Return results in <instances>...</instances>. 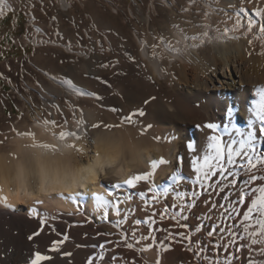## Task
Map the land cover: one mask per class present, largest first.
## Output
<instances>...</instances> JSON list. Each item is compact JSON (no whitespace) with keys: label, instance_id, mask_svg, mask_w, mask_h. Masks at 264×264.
<instances>
[{"label":"bare ground","instance_id":"bare-ground-1","mask_svg":"<svg viewBox=\"0 0 264 264\" xmlns=\"http://www.w3.org/2000/svg\"><path fill=\"white\" fill-rule=\"evenodd\" d=\"M77 1L82 4V1L87 0H59L58 5L62 11L68 12ZM155 1L151 0L152 6ZM164 1L172 12H177L176 3L173 5L169 0ZM196 4L188 5L184 11L190 30L172 27L170 38H164L158 43L157 53L151 51L146 41H141L142 59L150 65L154 77L159 76L165 82H172L170 92L174 94L176 101H165L166 99L159 96L146 99L148 101L144 102L148 108L138 111L135 115H126V109L119 111L118 118L123 122L121 131H91L89 121L94 117L81 110L74 113L76 116L72 123L66 122L63 127L60 123L53 126L46 124L47 120H37L35 125L25 126L20 128V131L15 128V135L10 139V150L8 146L6 150H9V153L5 151L0 154V264H28L30 255L36 250L53 256L52 261L44 264H86L90 255L95 256L100 251L99 248H93V245L105 244L107 257L118 255L115 250L118 247L117 241H131L133 227L136 228L137 237L148 235L149 232L155 237L153 241L134 244L136 249L149 244L155 245L147 251L137 250L140 256L137 253L139 259L134 261V264H157V260L159 264H163L164 246L161 240L166 238L169 232L172 233L171 225H177L172 219L173 214H181L182 205L187 207L190 204L192 192L199 191V195L200 192L208 195V192L212 191L205 190L199 184H188L186 181L182 185V179L177 186L172 179L174 169L179 168L181 176L184 172L188 177L195 179L191 161L196 159L198 164H203L204 155L213 153L209 146L213 135H218L222 146H225V159L226 143L232 140L231 137L237 131L246 139V133L255 130L258 150L264 151V140L259 133V128L264 126V121L260 119V116L264 115L260 108V89H264V32L259 30L260 25L264 24V0H222L221 5L207 3L201 19L195 18ZM12 5L8 1L2 3L0 16ZM237 6L240 7L239 10L236 9ZM257 10L261 15H257ZM248 20L254 22L251 31L247 29ZM235 21L240 22L239 28L235 27ZM150 23L149 17L146 24ZM225 28L230 29L227 35L224 34ZM35 29L37 33H43L41 29ZM205 33H209L212 38L205 37ZM184 35L200 36L201 39L186 41ZM37 39L33 42H38ZM165 42L178 52L165 51ZM56 43L54 41L51 46H56ZM42 46L44 44H39L37 48ZM63 49L68 54L73 53V49L67 46ZM162 56L168 58L170 72L165 70ZM132 85L130 78L123 79L118 87L121 97L129 91L138 90L139 93L140 86L138 88L135 85L137 89H127ZM149 90L155 92L152 87ZM138 97L141 98L134 93L127 94L133 112L137 111L141 104ZM139 112L144 115L140 116ZM127 117L131 119H126ZM250 122L252 127L249 126ZM209 123L216 124L217 129H208L206 125ZM61 131L74 132L80 139L66 137L61 140ZM189 144L193 145L198 155L189 151ZM5 145L0 142V150ZM177 152L186 153L184 168L180 165ZM175 157L177 164L170 165ZM160 159L167 163L158 164L150 180L137 182L136 189L127 187L124 183L127 179L152 171L151 162H158ZM238 159L237 164L242 163ZM218 179L219 175L205 183L213 184ZM113 184H121L123 187L116 190L111 188ZM254 186L259 189L264 187V183L257 181ZM150 187H154L160 194L157 201L152 199ZM165 189L168 190L167 196L162 195ZM109 191H112L113 196H109ZM139 191L145 192L147 204L139 199ZM245 191L246 198L251 199H247L245 205L239 206L241 215L235 221L218 217L215 213L219 212V209L213 210L209 206L204 209L208 213L211 211L212 216L209 219L207 214L208 219L204 221L203 231H207L211 222H214L213 228L220 225L226 230V241L228 226L232 224L237 236L230 248L233 264H243L244 258L248 257H251V264H264V255L260 254L261 245L253 246L249 240L240 239L241 236H247L240 227L243 224V214L251 207V200L260 196L259 191ZM180 192L185 193L183 199L178 198ZM97 195L109 201H113L114 196H118L121 201L125 196L132 197L119 205L122 216L128 215V219L119 228L112 227V223L121 218L115 215L112 208L108 209V219L101 220L103 208L97 211ZM220 195H215L218 197L217 201L227 203L220 199ZM5 202L10 207H5ZM33 208L37 209L38 214L31 212ZM165 208L167 214L161 220L160 216ZM193 208H188L192 215ZM151 213H155L151 216L152 223L135 225L136 219L148 220ZM192 215L188 216L187 221H182L188 227H179L180 229H190ZM255 215L254 213L253 216ZM41 219H45L43 225L40 223ZM86 223L89 225L86 226ZM256 230L258 231V226ZM36 232H40V235L29 240L28 237ZM103 233L111 235H102ZM64 236L68 237L67 241L63 240ZM214 238H217L215 234ZM54 241H62L59 244L60 252L47 253L45 246H50ZM175 241L179 246L182 245L180 238ZM121 247V250L118 249L120 254L127 258L136 256L133 250H127L122 245ZM66 252L72 253L71 257L62 256V253ZM172 258L174 264H182L181 247H177ZM93 264L101 262L94 260Z\"/></svg>","mask_w":264,"mask_h":264},{"label":"rangeland","instance_id":"rangeland-1","mask_svg":"<svg viewBox=\"0 0 264 264\" xmlns=\"http://www.w3.org/2000/svg\"><path fill=\"white\" fill-rule=\"evenodd\" d=\"M169 1L173 5L177 4V12H172L164 0H156L153 6L151 0H87L82 1V4L77 1L68 12L62 11L56 0H45L43 6L35 5L41 20L40 25L33 24V26L41 29L50 39L45 40L47 43L44 46L33 48L30 45L33 30L32 27H27L26 21L25 30L17 39L16 45L31 48L34 51L0 65V142L6 144L2 148L4 150L1 149L2 153L0 150V154L7 150V146L9 147L10 139L15 135V128L20 131V128L35 125L37 120L56 121L63 127L65 121L72 123L76 112L81 110L84 113L87 111L96 119L92 118L93 120L89 121L91 131L107 129L113 132L114 129L115 132L123 130V122L118 118L119 111L126 109L125 114L132 116L148 108L145 102L154 97L159 98V96L166 99L165 101H176V97L170 92L172 82H165L159 76L154 77L152 68L142 59L140 53L142 42L146 41L151 51L157 53L158 43L164 38H170L172 27L173 29L190 30L188 21H186L188 17L184 14L188 5L192 6V3H197L194 15L195 18L201 19L207 3L221 5L222 0ZM236 9L239 10L240 7L237 6ZM149 17L151 23L146 24ZM54 41L55 43L57 41V45L51 46L54 45ZM65 46H70L73 53L65 52L63 49ZM74 51L79 52L74 53ZM162 62L165 70L170 72L171 65L166 56H162ZM124 78H130L133 84L127 89H137L140 86L139 93L138 90L129 91L121 97L122 94L118 92V87ZM147 86L152 87L155 92H151L152 90H149ZM8 90L9 95L5 96ZM80 92H87L88 95H80ZM129 93L141 96V98L138 97L141 104L135 112L127 99ZM106 125H110L107 126L109 129ZM237 133L238 131L231 137L232 139L236 137L237 140V143L233 145L234 150L239 148V141L243 140L240 131L238 136ZM8 149L10 150V147ZM9 150L6 152L9 153ZM177 155H179L180 165L184 168L186 153L177 152ZM240 158L236 157L243 162ZM175 164H177L176 157L170 165L175 166ZM182 176L188 177L184 172ZM185 181L186 179H182V185ZM198 192H196L198 194L196 200L191 197L192 203L190 204L194 207L193 215L189 210L188 212L183 211V205L181 207L183 215L188 214L187 217L192 215L190 229H180L179 226L173 224L170 230L172 229L174 239L162 238L161 240L164 246L163 264L167 262H169L167 264H174L172 257L177 247L182 248V264H195L193 254L188 250V242L183 241L179 246L175 241L180 238L176 235L177 233L187 231L190 239L195 240L196 238L204 244L207 243L203 226L208 219L207 214L211 211L208 213L204 209H208L210 202L217 197L215 195L219 197L220 194H214L215 197L209 198L203 192H200V195ZM63 222L67 223L66 220ZM86 224V226L89 225V223ZM213 224L215 223L211 222L210 228H213ZM81 225L85 226V224ZM197 226L202 229L199 234L196 231ZM210 228L207 231L212 230ZM119 241L121 240L117 241L118 247L115 250L118 255L125 258L121 264L125 262L134 264V261L139 259V252L133 250L136 256L127 258L119 253L122 248ZM215 241L213 236L212 242L215 243ZM205 255H213V258L218 255L223 259L227 256L232 257L233 253L230 249L223 251L210 248ZM250 259L251 257L244 258L243 264H251Z\"/></svg>","mask_w":264,"mask_h":264},{"label":"snow or ice","instance_id":"snow-or-ice-1","mask_svg":"<svg viewBox=\"0 0 264 264\" xmlns=\"http://www.w3.org/2000/svg\"><path fill=\"white\" fill-rule=\"evenodd\" d=\"M3 3V0H0V4ZM218 12L220 10H217ZM243 11V9H241ZM257 15H261L259 10H257ZM235 27H240V22H234ZM254 27V22L252 20L247 21V29L251 31ZM260 32H264V24L260 25ZM230 29L225 28L224 34L227 35ZM205 37L212 38L209 36V33L204 34ZM184 39L186 41H194L200 40V36H187L184 35ZM251 43V41H250ZM191 47L193 45H190ZM165 51L168 52H178L177 49L173 48L170 44L165 42ZM261 96V111L264 112V89H260ZM80 95H88L87 92H80ZM99 98V97H97ZM135 115V113L133 114ZM140 116H143V112H139ZM126 119H131V117H127ZM261 121H264V115L260 116ZM46 124H51L56 126V121H46ZM66 123V121H65ZM62 126V125H61ZM250 127H252V123L250 122ZM206 127L212 131L217 129V125L213 123H209ZM227 131V129H225ZM260 137L264 140V126L259 128ZM66 137H73L75 139H80V137L74 132H65L61 131L59 134V138L61 140ZM237 143V140L232 139L226 143V159H225V146H222L220 137L218 135H213L211 137V144L209 145L213 149V153L211 155H204V163L198 164L196 159L191 161L192 169L196 174V178L192 179L191 176L185 178L180 175L179 168L174 169L172 179L179 186V181L181 179H186L188 184H199L201 187H204L205 190L213 189V191L208 192V197L211 198L214 194H223L220 195V199L227 201V203H219V201H211L210 208L215 210L219 209V212L215 213L218 217L226 220H233L241 215V211L239 206L245 205L247 203V199H251L250 197L246 198V189H251L253 193L259 191L260 196L258 199L251 200V207L247 208V212L243 214V224L240 226L244 233L247 236H241V240H249L251 245L255 246L257 244L261 245L260 254L264 255V187L257 189L254 185L257 181L264 183V151H259V144L257 142V133L255 130L248 131L246 133V139L239 141V148L233 149V145ZM47 147V145H44ZM189 151L195 152L197 155L199 154L194 148L193 145H188ZM235 157H241L243 162L237 164ZM215 161V163H213ZM167 163L165 160L160 159L157 161H152L150 167L152 171L147 172L143 175H134L130 179H127L124 183L127 185L129 189H136L137 182L139 181H148L152 178L155 170L158 167V164L163 165ZM233 168L235 170H233ZM202 174V175H201ZM219 175V179L214 181L213 184H206V181L211 180L213 177ZM123 186L121 184H113L111 188L120 190ZM149 191L152 192V199L154 201L158 200V196L154 187H150ZM109 196H113L112 191H109ZM139 199L147 204V200L145 198V192L139 191L137 193ZM162 195L167 196L168 190L165 189ZM185 193H178V198L183 199ZM193 200H196L197 193H191ZM131 196H125L124 200L121 201L118 196H114L113 201H109L102 196H95L96 200V208L99 211L103 208V215L101 216V220L105 221L108 219V209L112 208L115 210V215L117 217H121L120 219L115 220L112 223V227L119 228L127 219L128 215L125 214L122 216L119 205L121 203L127 202L131 200ZM39 203V201L37 202ZM5 207H10L5 202ZM192 205L189 204L187 207H183V211H187L188 208H191ZM33 214H38L37 209H31ZM256 214L255 217L253 214ZM167 214V208L164 209V213L161 214L160 219H164V215ZM155 215V213H151L148 220H135V225H140L144 223L146 225L152 223L151 216ZM212 213H209V219H211ZM46 219V217H45ZM45 219H41L40 223L43 225L45 223ZM172 219L176 221L177 226L182 228H187L188 225L186 223H182V221H187L188 217L183 215L182 212L179 215L173 214ZM258 226V231L256 227ZM251 229V231H250ZM219 230V231H218ZM197 233L199 234L202 229L198 226L196 228ZM226 230L221 228L220 225H216L212 230L206 231L204 233L207 243H202L199 239L193 240L190 239L187 233H177L176 235L180 236V240L188 242V250L192 252L195 264H233V259L231 256L224 257L221 259L218 255L213 258V255H205L208 253L209 249H220L223 251H227L231 248L233 243L237 240V236L235 235L236 229L233 228L232 224L228 226V237L225 241L224 232ZM216 235L215 243L212 242V237ZM40 232H36L33 235L29 236V240H33L34 236H39ZM102 235H111L110 233H103ZM123 235V234H121ZM131 241L122 240L121 245L124 246L127 250H138L140 252L147 251L149 248L154 247V244L146 245L145 247L136 249L135 245H139L144 241H153L155 237L151 232L148 235H141L137 237L136 228L133 227L131 229ZM166 238H173L174 236L171 232L167 234ZM68 237L64 236L63 240L67 241ZM225 241V242H222ZM62 241H54L50 246H45L47 253H59L60 248L59 244ZM195 245V247H193ZM79 247V246H78ZM93 248H99L100 251L95 255H90L87 258L86 264H93L94 260H99L101 264H104L106 261L107 264H120L121 261H124L125 258L120 255H113L111 257H107L105 249V244L101 243L99 245H93ZM166 250V249H165ZM72 253L66 252L62 253V256L71 257ZM53 260V256L50 254H45L40 250L34 251L28 260V264H44V262H50ZM127 264V262H125ZM157 264H159V260H157Z\"/></svg>","mask_w":264,"mask_h":264},{"label":"crops","instance_id":"crops-1","mask_svg":"<svg viewBox=\"0 0 264 264\" xmlns=\"http://www.w3.org/2000/svg\"><path fill=\"white\" fill-rule=\"evenodd\" d=\"M11 3V8L0 16V65L8 61L19 59L26 56L28 52H33V49L27 47H18L17 39L22 35L26 25V13L22 8L21 3L24 0H6ZM3 0V3L6 2ZM1 5V4H0ZM17 5V6H16ZM33 17L34 24L40 25L41 17L38 15L37 8L34 7Z\"/></svg>","mask_w":264,"mask_h":264},{"label":"built area","instance_id":"built-area-1","mask_svg":"<svg viewBox=\"0 0 264 264\" xmlns=\"http://www.w3.org/2000/svg\"><path fill=\"white\" fill-rule=\"evenodd\" d=\"M45 0H27L25 2L22 3V7L26 13V18H27V27H32V39L30 41V45L37 49V46L39 44H45L47 43L45 40H47L48 37H46V35L43 33H37L35 27L33 26L35 19L33 17V8L35 5H40L43 6L44 5ZM57 4H59V0H56ZM35 38H38V42L34 43L33 40ZM50 39V38H48ZM67 48H71L70 46H67ZM72 49V48H71ZM75 52H79V51H74ZM9 95V90L5 93V96Z\"/></svg>","mask_w":264,"mask_h":264}]
</instances>
